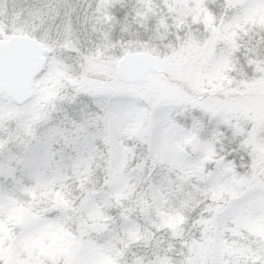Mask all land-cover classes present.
I'll return each instance as SVG.
<instances>
[{
    "label": "snow or ice",
    "instance_id": "snow-or-ice-1",
    "mask_svg": "<svg viewBox=\"0 0 264 264\" xmlns=\"http://www.w3.org/2000/svg\"><path fill=\"white\" fill-rule=\"evenodd\" d=\"M0 264H264V0L0 11Z\"/></svg>",
    "mask_w": 264,
    "mask_h": 264
},
{
    "label": "rangeland",
    "instance_id": "rangeland-1",
    "mask_svg": "<svg viewBox=\"0 0 264 264\" xmlns=\"http://www.w3.org/2000/svg\"><path fill=\"white\" fill-rule=\"evenodd\" d=\"M32 3H34V0H0V11H3L6 16H12L14 13L18 14L22 9H27ZM25 15H27V13H25ZM23 211L24 208L21 209L19 214L22 215ZM68 243L67 234L55 227L45 232L39 241L40 246L50 250H61L66 247Z\"/></svg>",
    "mask_w": 264,
    "mask_h": 264
},
{
    "label": "trees",
    "instance_id": "trees-1",
    "mask_svg": "<svg viewBox=\"0 0 264 264\" xmlns=\"http://www.w3.org/2000/svg\"><path fill=\"white\" fill-rule=\"evenodd\" d=\"M21 209H23V201L21 202V205L14 210V214L17 216V218L20 215L19 212L21 211ZM4 231H5V235L7 236L9 233V230L7 228H5Z\"/></svg>",
    "mask_w": 264,
    "mask_h": 264
}]
</instances>
